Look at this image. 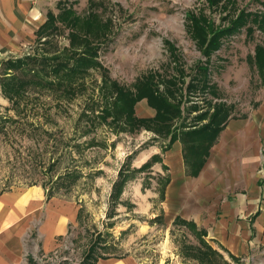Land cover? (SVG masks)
Returning a JSON list of instances; mask_svg holds the SVG:
<instances>
[{
	"label": "rangeland",
	"instance_id": "rangeland-1",
	"mask_svg": "<svg viewBox=\"0 0 264 264\" xmlns=\"http://www.w3.org/2000/svg\"><path fill=\"white\" fill-rule=\"evenodd\" d=\"M224 2L227 12L224 7H210L207 0H53L51 8L59 16L56 29L42 40L0 55V74L10 58L68 56L70 31L60 16L64 8L79 15L97 11L112 20L109 39L94 41L100 45V65L82 67L73 86L69 79L59 84L49 72L47 77L57 82L28 87L14 103L0 82V192L38 186L55 195L44 199L47 208L68 206L75 211L68 229L58 237V250L48 255L35 223L32 239L39 245L35 243L28 257L30 264H83L126 255L145 264H264V253L257 260L232 257L211 245L218 251L212 253L195 231L164 218L161 186L169 175L166 153L174 145L168 131L183 137L176 141L184 152L185 132L194 123H206L195 117L212 103L226 102L232 119H264V71L255 59L256 45H264V31L251 15L212 55L209 86L203 89L205 77L197 65L207 58L187 25V12L203 9L215 25L229 26L241 12L264 11V0ZM150 72L161 74L160 91H166L168 80L176 77L180 89L170 101L180 100L181 112L170 127L151 124L150 129L131 131L125 119L102 117L106 102L112 101L108 96L113 81L135 92V84ZM193 82L197 87L191 89ZM147 103V98L137 101V116H151L145 115L152 110ZM4 117L9 119L3 124ZM153 155L162 160L142 168Z\"/></svg>",
	"mask_w": 264,
	"mask_h": 264
},
{
	"label": "crops",
	"instance_id": "crops-1",
	"mask_svg": "<svg viewBox=\"0 0 264 264\" xmlns=\"http://www.w3.org/2000/svg\"><path fill=\"white\" fill-rule=\"evenodd\" d=\"M52 3L0 0V55L37 41L50 14L55 15ZM149 108L152 110L145 115L153 116L156 110ZM230 118L198 174L189 172L178 141L166 153L171 181L164 218L170 223L177 216L193 220L207 231L210 245L234 257L257 260L264 253V119ZM53 197L38 186L0 192V264H30L28 257L33 255L35 243L39 245V240L32 239L37 223L44 253L58 250V237L68 229L75 211L68 206L49 209L43 205L44 199L47 202ZM94 264L145 263L126 255L100 257Z\"/></svg>",
	"mask_w": 264,
	"mask_h": 264
},
{
	"label": "trees",
	"instance_id": "trees-1",
	"mask_svg": "<svg viewBox=\"0 0 264 264\" xmlns=\"http://www.w3.org/2000/svg\"><path fill=\"white\" fill-rule=\"evenodd\" d=\"M210 7H224L223 11H229L228 5L224 0H207ZM230 3V1H229ZM249 15L253 16L252 20L256 23L258 22L259 26L264 31V11H255V12H241L239 16L231 22L229 26L225 24L215 25L214 19L210 17L207 12L199 10L197 12L191 10L187 12L188 27L192 29L193 37L197 41L199 49L202 51V54L206 56L205 61H201L198 64L199 71H202L204 74V86L207 89L209 86L208 73L210 68V60L212 55L220 50L223 39L238 29L243 23H246L247 17ZM61 19L69 28V37H70V47H68L69 55L65 57H53L48 56L40 59L37 55H25L22 57H17L16 59H7L5 60V68L0 74V82L2 91L5 95L14 103L18 101L25 95L26 89L32 87L33 85H47L55 83L58 81H66V79L71 80V86L74 82L76 75L81 72L82 67H89L90 65H100V60L98 57V49L100 45L95 44V40L104 41L109 39V32L111 29L108 28L109 22L112 23V20L105 19L97 11H91L88 15H79L75 10L70 8H64L61 12ZM50 19L42 27V33L39 40H42L46 34L51 32V29H56V21L59 16L50 14ZM225 21L228 19L227 16H224ZM44 59V60H43ZM255 59L256 64L261 71H264V45H256L255 47ZM74 61V62H72ZM72 62V63H71ZM36 65H43L41 68H36ZM182 73H184L183 70ZM49 72H52L53 75L58 79L57 81L47 77ZM161 77V74L157 72H150L148 75L140 79L135 85L137 87L136 91L129 90L121 86L117 81H113L110 86V97L111 102L107 101L106 106L103 110L102 117L112 116L113 120L125 119V125L130 128L131 131L140 130L145 127L146 129L151 128V124L155 126L170 127L173 120L180 114V103H173L170 101V97L176 96L177 91L180 89L176 86V77L173 76L168 80L170 86L167 87L166 91H160L158 86V80ZM197 85L193 82L190 83V88H196ZM73 89V88H72ZM171 95V96H170ZM107 96V95H106ZM147 98L149 104L156 109V114L150 117H139L135 114V105L139 99ZM109 99V98H107ZM213 107V111H211ZM229 106L226 102H218L215 105L209 106L208 110L203 111L200 115H197L195 118L198 121L208 120V122L202 124L201 126H196V123L192 125L193 128L185 132L184 138L187 139L184 149V159L189 166V172L192 175L198 174L199 170L204 166L207 160V156L210 154V148L214 144L219 133L223 130V126L230 118L231 113L228 109ZM9 119L4 117L2 122ZM154 126V127H155ZM184 133V132H182ZM172 134L171 141L174 143L178 139L176 131H168L166 133ZM172 143V144H173ZM162 160L159 155H153L151 161L146 163L142 168H147L152 165L154 161ZM167 165L165 166V168ZM70 177H75L70 176ZM171 181V176L163 180V185L161 186V195L166 198L167 185ZM124 183V182H123ZM119 183H116L118 186ZM122 192L120 190L119 194ZM50 198L54 194L50 192L47 194ZM173 223H180L181 225H186L191 230L195 231L196 234L203 237V241L206 238L207 231L203 228H199L198 225L193 220H188L184 217L177 216ZM208 243V244H207ZM208 249L210 252H218L213 246L209 245L207 241ZM199 252L202 253L199 249ZM234 257L233 255H230ZM97 260V259H96ZM96 260L91 262H84L83 264H94Z\"/></svg>",
	"mask_w": 264,
	"mask_h": 264
}]
</instances>
